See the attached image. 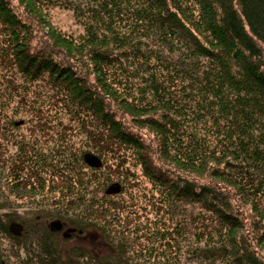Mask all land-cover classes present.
Listing matches in <instances>:
<instances>
[{"label":"trees","instance_id":"obj_1","mask_svg":"<svg viewBox=\"0 0 264 264\" xmlns=\"http://www.w3.org/2000/svg\"><path fill=\"white\" fill-rule=\"evenodd\" d=\"M15 3L19 14L0 0V182L31 208L23 225L0 215V243L23 251L1 254L0 264H264V0ZM57 4L83 34L48 22ZM64 103L76 125L58 128L66 108L48 117L42 107ZM22 110L41 123L31 136L19 132ZM40 140L45 152L27 161ZM89 155L100 164L91 167ZM137 168L166 204L151 205L150 222L125 210L138 206L133 197L107 194L137 184ZM57 221L75 238L94 234L105 250L66 256Z\"/></svg>","mask_w":264,"mask_h":264},{"label":"rangeland","instance_id":"obj_2","mask_svg":"<svg viewBox=\"0 0 264 264\" xmlns=\"http://www.w3.org/2000/svg\"><path fill=\"white\" fill-rule=\"evenodd\" d=\"M10 2H11V5H12L14 11L17 14L22 12V11H20V8L17 6V3H15V0H10ZM48 15H50V17H47L48 22H50L51 25L53 27H55L58 31H60L62 34L66 35V36H74V37H77V36L83 34L84 28L78 22V20L76 19L74 12L72 10L65 9V8L59 6L58 4H57V6L52 5L48 9ZM46 27H48V26H46ZM32 36L35 37L31 43L32 47L39 49V47L37 45H38V43L43 45V43H44L43 39L45 38V34L37 33V34L32 35ZM43 36H44V38H43ZM57 61H60V63L66 64V59L62 58L60 56L55 59V62H57ZM43 76H45V75H43ZM37 85H40V82L37 83ZM29 102H28V104H29ZM65 108H66V111H64ZM21 109L24 110V108H22V107H21ZM42 109L45 111L46 115L48 114V117L51 116L52 111H55V112L64 111L63 118L61 120L59 119V121H57V123H56V126L58 128L66 125V121H67V124L71 127L76 125L75 121H73V120L68 121L71 114H70L69 109L67 108L65 103L63 105L57 107V108H52V106L50 107V106L44 105L42 107ZM31 118L32 117L28 113H25L24 111H23V113H21L17 117L18 121L24 120V122H25V124L23 122L21 123V127L19 129V132H21L24 136L29 135V134L31 136L33 134V133H31L32 132L31 127L33 125H34V127H40L41 126V123L35 124L34 122H30ZM37 122H40V120L38 118H37ZM28 127H30L28 130L29 132H27V130H26V128H28ZM35 133H38V132L35 131L34 135H35ZM29 137H27V138H29ZM79 138H81V137L73 135L68 139L70 142L77 143V140ZM21 140L22 139H19L18 141H21ZM50 140L51 141H49L48 146L51 148L52 144L55 143L56 140H54L53 138L52 139L50 138ZM15 142L16 141H10L9 145H7L9 155L14 156V157L16 156L15 153L19 152V150L17 151V148H15L14 146H11V144H16ZM43 142H44V145L42 144ZM149 144L151 146V152H152L151 157H152L154 163L160 165V167H161L162 166L161 162L159 161L158 155L155 153V151L157 149L156 141L152 142V144L149 142ZM46 147H47V143L45 144V141L40 140L39 144L37 146H34L35 152H31V150H27V155L30 157H33L32 159H30V157H29L27 159V161H29V160L37 161L38 160L37 158L40 157L38 152H40V150H42V152H45V151H43V149L46 150ZM89 157H93V156L89 155L87 157V160ZM93 158L98 160V165H99L100 164L99 159L97 157H93ZM27 164H29V163H27ZM88 164H89V162H88ZM23 167L25 168V166H23ZM163 168L167 169V167L165 165L163 166ZM137 170L138 171L140 170V172L138 174L140 176V179H139L137 184H132V181H127L126 183L123 184L125 187H123L122 191H121V187H119V185L113 186V187L110 186L108 191H107V194H109V195H111L112 193H113V195L116 194V195H114L115 197H119V200L122 199L125 201L131 200L133 197L134 198V200H133L134 204H137L138 206H136V207L133 206V207H131L129 209H125V210H127V212H129V214L131 211L137 212V216H139V217L142 216V220H146L148 218L149 222H150L151 219H154L157 216V212H155V211L161 209V203L162 202H160V201L158 202V200L156 198H161L162 195L157 193V190L159 189V187H158L159 184L157 182H153V181L149 180V178H147V180L145 181L146 178L145 179L143 178L144 176L142 175L143 174L142 168H140V169L137 168ZM7 172H10V170ZM118 181L121 182V180H118ZM115 188L116 189L119 188V190L114 191ZM12 196L13 195L10 194V191H9L7 185L5 184V182H3V181L0 182V206H6L5 209L0 207V215L10 214V215H12V217L13 216H15L16 218L18 217L16 220L17 222H19L21 224L22 223L25 224V222L28 221L27 215H28V213H30L31 202L26 201V200H20V199L18 200ZM102 198H104L105 200H108V201L112 200L111 197H107V198L104 197V194H102L101 199ZM155 202H157L156 204H158L155 207V209H157V210H155L154 207L152 208V206H151ZM234 203H236V204H234L235 207L240 209L243 212L242 213L243 218H245L246 220H252V211H251L250 207L241 205L238 201H234ZM124 204H126V203H124ZM162 204H163V206H166V204L164 205V202ZM43 205H44V202L41 201V206H43ZM185 206H187V205H185ZM182 209L184 212V208H182ZM188 209H190V208H188ZM159 214L161 215L162 213H159ZM133 217L134 216H132V218ZM53 223H58V221L53 222ZM53 223H51V225H53ZM67 237L61 236V239L64 238V240H65V241L63 240L61 242V247H62L61 249H62V251H64L63 253L66 256L69 255L70 250H72V249H77V250L81 249L82 250L83 248L93 247L91 249L94 252H98V253H102L105 250L104 245L101 243L102 242L101 240H100V242L96 243L98 237L94 236V234L89 233V234H85L84 237H82V238H80V236L78 238L77 237L75 238L74 233H73L72 235L69 234ZM12 249H13V247H11L8 243H6L5 238H3V240L0 243V255L2 254L1 256H4V257L7 256L8 257V254L11 256L12 253H16V254L22 253L23 254V251L17 250L15 252V250H12ZM10 260H11V258H10ZM13 260H16V259H13Z\"/></svg>","mask_w":264,"mask_h":264},{"label":"water","instance_id":"obj_3","mask_svg":"<svg viewBox=\"0 0 264 264\" xmlns=\"http://www.w3.org/2000/svg\"><path fill=\"white\" fill-rule=\"evenodd\" d=\"M88 162H89V165L91 166V167H95V166H97L98 165V160L97 159H95V158H93V157H89L88 158ZM116 190H119V188L118 189H114V191H116ZM113 191V192H114ZM56 227H58V226H56ZM59 228V227H58ZM20 230H21V227H19V230L17 231V232H15V233H19L20 232Z\"/></svg>","mask_w":264,"mask_h":264},{"label":"flooded vegetation","instance_id":"obj_4","mask_svg":"<svg viewBox=\"0 0 264 264\" xmlns=\"http://www.w3.org/2000/svg\"><path fill=\"white\" fill-rule=\"evenodd\" d=\"M69 230H70V228H68V227L64 228L63 227V229L60 232L59 231H57V232H59L62 237H65L66 233H68Z\"/></svg>","mask_w":264,"mask_h":264}]
</instances>
